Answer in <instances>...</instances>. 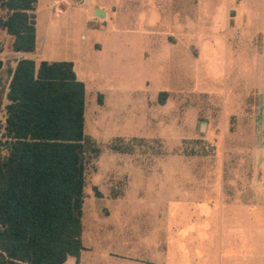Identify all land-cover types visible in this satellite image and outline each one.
<instances>
[{
  "label": "rangeland",
  "instance_id": "obj_1",
  "mask_svg": "<svg viewBox=\"0 0 264 264\" xmlns=\"http://www.w3.org/2000/svg\"><path fill=\"white\" fill-rule=\"evenodd\" d=\"M35 30L33 58L75 64L84 132L103 148L84 251L65 264H243L239 205L264 161V0H37ZM10 42L0 32V136ZM116 137L132 151L111 152Z\"/></svg>",
  "mask_w": 264,
  "mask_h": 264
},
{
  "label": "trees",
  "instance_id": "obj_2",
  "mask_svg": "<svg viewBox=\"0 0 264 264\" xmlns=\"http://www.w3.org/2000/svg\"><path fill=\"white\" fill-rule=\"evenodd\" d=\"M36 1L0 0V32L11 37L9 50L34 52ZM6 101L0 264H65L70 257L78 262L84 251L86 171L103 152L84 132L85 85L70 61L21 59ZM107 147L113 153L132 151L118 137Z\"/></svg>",
  "mask_w": 264,
  "mask_h": 264
},
{
  "label": "crops",
  "instance_id": "obj_3",
  "mask_svg": "<svg viewBox=\"0 0 264 264\" xmlns=\"http://www.w3.org/2000/svg\"><path fill=\"white\" fill-rule=\"evenodd\" d=\"M239 1L242 2L243 0H239ZM236 14L238 15V12ZM240 15L241 17L246 19L247 15L245 10H243ZM233 18L235 19L236 16H234ZM233 18L231 19L234 20ZM14 53L16 55L12 60V66L9 75L4 80L5 95L7 93L8 84L13 74L14 68L19 60L31 59L36 63L40 61H48V60H38V58H33L31 56V54L36 53V43H35V50L32 53H21V52H14ZM36 57L39 56L36 55ZM2 66H3V62H2ZM73 68L76 77L78 78L74 63H73ZM6 104L4 106H6ZM257 150H258V154L260 152L264 153V144H258ZM253 182H255V185H252L253 188L251 191V197L247 198L246 200L243 198V201L239 205L240 206L239 210H242L241 213L242 222L240 223L241 226L239 229V234L244 245L243 249H245L246 251L245 255H242V261L243 264H264V161L258 163L257 176ZM245 220L247 221L245 222ZM254 246H256V252L255 250H252V247Z\"/></svg>",
  "mask_w": 264,
  "mask_h": 264
}]
</instances>
